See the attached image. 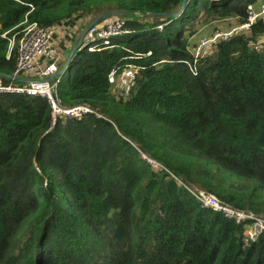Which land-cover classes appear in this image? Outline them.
I'll return each instance as SVG.
<instances>
[{"label": "trees", "instance_id": "1", "mask_svg": "<svg viewBox=\"0 0 264 264\" xmlns=\"http://www.w3.org/2000/svg\"><path fill=\"white\" fill-rule=\"evenodd\" d=\"M183 2L0 0V82H25L24 26L56 24L76 47L58 97L93 109L53 123L47 97L0 93V264H264V231L246 240L248 221L194 192L264 216V14L191 48L200 26L212 37L264 0ZM112 17L134 31L90 48L83 20Z\"/></svg>", "mask_w": 264, "mask_h": 264}, {"label": "built area", "instance_id": "2", "mask_svg": "<svg viewBox=\"0 0 264 264\" xmlns=\"http://www.w3.org/2000/svg\"><path fill=\"white\" fill-rule=\"evenodd\" d=\"M261 9L256 11L250 5L249 20L241 25L231 28L229 31L214 36L205 37L196 55L206 52L211 46V42L218 36L227 37L235 29L249 28L258 14L264 13V4ZM132 27L124 26V20L117 17L107 19L103 24H96L86 30L84 37L86 42L95 43L90 48L102 46L110 43V37L121 33H132ZM59 33V26L56 24L40 25L37 22L28 23L24 26L22 35L18 40L19 54L17 61V72L23 73L25 82L3 84L0 82V93H30L40 94L48 98L51 104L53 123L58 117H79L92 112V107L87 103L75 105H64L57 94L58 82L61 77V69L58 66L60 54L58 52V42L55 34ZM10 47L16 43L15 37L10 39ZM264 41V36H263ZM207 42L205 48L203 44ZM118 69H114L111 74L114 76ZM138 67L133 64L123 67L117 73L121 94L127 95L137 82ZM155 163L154 160H151ZM195 194L202 201L204 206L212 207L217 211H222L226 216L234 218L237 222L248 221L245 230V239L248 241L256 240L264 231V216L235 207L232 204L221 201L215 194L206 193L204 190H194Z\"/></svg>", "mask_w": 264, "mask_h": 264}, {"label": "rangeland", "instance_id": "3", "mask_svg": "<svg viewBox=\"0 0 264 264\" xmlns=\"http://www.w3.org/2000/svg\"><path fill=\"white\" fill-rule=\"evenodd\" d=\"M251 6L253 7V9H256L258 11L257 7L255 8V6H253V5H251ZM260 9H261V7H260ZM88 22H89L88 20L87 21L85 19L83 20L82 24H84V25L81 27L83 30L85 29V27H86L85 25ZM77 27H74L73 30L77 29ZM213 27H215V26H213ZM232 27H233L232 24L229 23V22H220L217 25L218 29L215 32H217L218 34L224 33V32L229 31ZM82 29L79 30L78 32L82 33V31H83ZM211 30L212 29L209 26H200L199 32L196 35L193 36L192 43H191V48L194 50V52H198L199 51V48L196 49V47L198 46V44L201 45L203 43L202 41L205 40L203 38L206 37L208 39V37H209L208 34H211ZM69 32L70 31L68 30V28H61L59 30V36L58 37H60V40L63 41L65 39V37L68 35ZM59 46H60V44H58V52H60ZM203 46L206 48L207 47V42L205 44H203ZM154 162L155 163H153V164L158 167L159 164L156 161H154Z\"/></svg>", "mask_w": 264, "mask_h": 264}, {"label": "crops", "instance_id": "4", "mask_svg": "<svg viewBox=\"0 0 264 264\" xmlns=\"http://www.w3.org/2000/svg\"><path fill=\"white\" fill-rule=\"evenodd\" d=\"M58 44H60L59 48H60V60L67 58L68 54L70 52L71 49V42L68 40H63L61 41L60 39L57 40Z\"/></svg>", "mask_w": 264, "mask_h": 264}, {"label": "water", "instance_id": "5", "mask_svg": "<svg viewBox=\"0 0 264 264\" xmlns=\"http://www.w3.org/2000/svg\"><path fill=\"white\" fill-rule=\"evenodd\" d=\"M185 2H186V0H184L183 5L185 4ZM93 23H94V21L90 22V23L86 26V28L84 29V31H86L90 26H92ZM75 50H76V47H75V46H72V48L70 49V52H69V54H68V58H67V60H66V63H65V65H64V67L61 69V72H62L63 74L67 71V67H68V65L70 64L71 60H72V57H73V55H74Z\"/></svg>", "mask_w": 264, "mask_h": 264}, {"label": "clouds", "instance_id": "6", "mask_svg": "<svg viewBox=\"0 0 264 264\" xmlns=\"http://www.w3.org/2000/svg\"><path fill=\"white\" fill-rule=\"evenodd\" d=\"M63 74V73H62Z\"/></svg>", "mask_w": 264, "mask_h": 264}]
</instances>
